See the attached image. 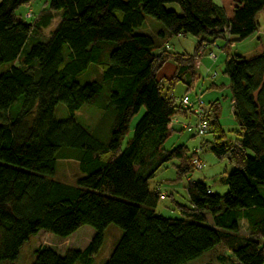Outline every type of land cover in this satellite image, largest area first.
Segmentation results:
<instances>
[{
	"label": "trees",
	"instance_id": "1",
	"mask_svg": "<svg viewBox=\"0 0 264 264\" xmlns=\"http://www.w3.org/2000/svg\"><path fill=\"white\" fill-rule=\"evenodd\" d=\"M30 1L0 0V264H11L42 229L65 238L84 225L95 230L84 249L60 254L43 246L32 264H91L110 224L123 234L104 264H264V243L239 230L245 221L252 234L264 236L263 49L251 57L227 53L224 62L239 139L223 140L211 112L214 103L205 112L212 139L203 142L232 166L220 178L226 192L190 180L188 203H177L179 215L169 216L156 213L164 196L149 187L156 172L174 160L179 179L191 172L196 153L187 157L184 145L164 148L171 118L193 112L157 80L156 71L172 60L177 66L170 80L190 86L184 74L194 75L203 47L253 35L264 0H234L231 17L214 0H46L28 22L16 10ZM172 3L178 10L167 7ZM57 16L49 36L23 53L30 35L49 28ZM145 16L161 23L156 35L138 31ZM180 35L197 38L192 53L163 48ZM89 63L101 66L110 89L107 108L114 116L105 139L71 118L54 117L58 103L73 116L101 91V82L77 77ZM19 99L20 109L11 114ZM59 159L78 162L82 175L75 183L54 178Z\"/></svg>",
	"mask_w": 264,
	"mask_h": 264
},
{
	"label": "rangeland",
	"instance_id": "2",
	"mask_svg": "<svg viewBox=\"0 0 264 264\" xmlns=\"http://www.w3.org/2000/svg\"><path fill=\"white\" fill-rule=\"evenodd\" d=\"M214 1L223 7L227 17L232 16L234 0ZM45 5L46 0H31L28 4L21 5L16 10V14L23 20L31 22L34 17L40 13ZM167 7L178 10V6L174 3L168 4ZM257 20L259 22V28L256 33L259 32V34L254 33L244 40L235 41L233 42V45H226V41L222 38L215 40V43L209 47L212 52L208 51L207 53L209 56L212 54L214 58L216 55L218 57L214 70L210 71L211 69L207 68L206 65L203 64L198 67L195 65L193 67V76L187 73L184 74V80H186V82L187 80L191 82L189 87L182 80H170L174 75L177 66L172 60L166 61L155 73L157 80H159L166 89L170 87V93H172L175 98H179L185 92H188L193 103L192 107L199 105L203 110L204 116L206 114V109L208 107L210 108V103L213 102L214 108L211 112L214 113L216 118L218 117L219 124L223 130V140L225 142L230 140L234 141L237 138L239 139L240 128L232 111L231 91L228 87V79L223 73L225 62L224 55L225 52H227L228 54L237 53L251 57L258 54L260 52V48H263L264 50V9L257 14ZM57 22L58 16L53 19L50 27L43 29L40 34L32 33L23 47V53L36 41L45 40L49 36L50 30L54 28ZM160 27V22L152 17L145 16L144 24L138 29V31L149 33L154 36ZM258 36H260V39ZM174 39L178 42L174 43ZM167 42L169 44L166 43L164 48L168 50H172L170 49L172 47L174 50L179 52L192 53L196 45L197 38L192 35H180L168 38ZM228 44H230V42ZM222 46H224V54H221L222 51L220 48H222ZM198 60L199 58L196 59L195 62ZM18 63L19 61L14 62L15 65H18ZM214 71L218 74L216 80L219 90L211 92L213 87L209 88V82L207 80L210 79L212 74L213 76L216 75ZM101 73V66L89 63L86 70L77 76L79 81L82 83L93 80L102 83L101 91L97 94L92 103L84 104L79 110L74 112L73 116L70 115L63 103H58L55 106L54 117L58 120L71 118L83 126L88 132L95 133L100 138L105 139L109 135V128L114 112L107 108L108 93L110 89L108 84L102 80ZM20 106L21 101L19 99L11 105V114L18 112ZM192 107H190V109L193 114L186 118L180 117L184 122L182 124L183 127L177 129L178 131L176 132H171L172 134H170L164 143V148L170 149L177 145H184L187 149V157H190L192 152H196L193 154V158L191 160L193 169L186 175H182L183 177L179 179L176 170L178 161L174 160L156 172L155 177L149 181V187L151 189H158L159 192H161V195L164 196L158 201L156 213L169 216L179 215L177 203H188L186 184L190 180H201L206 185L211 187L212 191L217 192L220 195L224 194L227 190V187L220 182V178L232 170V166L227 162L226 158H217L214 156L209 150L208 144L203 142L204 140H211L212 134L207 133L200 136L194 133L195 129H197V114ZM143 112L144 108H141L135 115L132 116L129 122L128 131L121 141V148L125 147L126 142L132 135L136 122L142 116ZM212 116L213 115L211 114L210 117ZM194 159L198 160L197 164L194 163ZM81 175L82 173L76 160L59 159L57 161L54 173L55 179L64 183L73 184ZM260 192L264 195V189L260 188ZM205 215L207 220L212 223L211 216L207 213ZM239 230L243 235L252 236L254 239L258 240L259 243H264V236L259 233L252 234L245 221H241L239 223ZM122 234L123 231L118 226L114 224L108 225L103 231V241L101 247L91 264H104ZM94 235L95 230L87 225L81 226L78 230L65 238L55 236L51 232L42 229L35 235L29 237V239L20 248L17 258L11 264H32L35 258V251L43 246L51 247L60 254L69 248L79 250L84 249L85 246L92 240ZM186 264L216 263L190 262Z\"/></svg>",
	"mask_w": 264,
	"mask_h": 264
},
{
	"label": "crops",
	"instance_id": "3",
	"mask_svg": "<svg viewBox=\"0 0 264 264\" xmlns=\"http://www.w3.org/2000/svg\"><path fill=\"white\" fill-rule=\"evenodd\" d=\"M258 31V30H257ZM256 33V32H255ZM256 34H259V32H257ZM259 37V39H260V36H258ZM230 39V38H229ZM225 40V39H224ZM178 41H176V39H174V43H177ZM234 42V41H233ZM233 42H230V44H228V45H233ZM168 43V42H167ZM215 43V42H214ZM214 43H211V44H208L206 47L204 46L203 47V49L201 50V57L199 58V60L198 61H196L195 63H194V66L195 65H197V67L199 66V65H206V67L207 68H209V69H211L210 71H212V70H214V66H215V63H216V61H217V59H218V57H217V55H216V57L215 58H211L207 53H208V51L209 52H212V50L209 48L211 45H213ZM226 43H227V41H226ZM225 43V44H226ZM169 44V43H168ZM224 44V45H225ZM170 46V45H169ZM171 47V46H170ZM223 47L224 46H222V48H220V50L222 51L221 52V54H224L223 53ZM164 48V47H163ZM170 49H172L174 52H179V51H177V50H174L172 47L170 48ZM263 48H260V50H262ZM171 50V51H172ZM214 53V52H213ZM226 55H227V52H225V55H224V59H226ZM214 73H216V75H214L213 76V74L211 75V77H210V79L209 80H207L208 82H209V88H212L211 89V92H214V91H217V90H219V88H218V84H217V80H216V77L218 76V74H217V72L216 71H214ZM189 87V86H188ZM228 87H229V85H228ZM187 91V90H186ZM184 95H188L189 97H190V95H189V93L188 92H185L184 94H183V96ZM181 97V96H180ZM191 99V98H190ZM213 103V102H212ZM231 103H232V98H231ZM211 104V103H210ZM217 119H218V117H217ZM174 122H172V123H170V129H171V131H174V132H176V131H178L177 129H179V128H182L183 126H182V124L184 123L183 121H182V119L180 118V117H174ZM185 122H186V120H185ZM172 124V125H171ZM172 134V133H171ZM210 189H211V187H210ZM212 190V189H211Z\"/></svg>",
	"mask_w": 264,
	"mask_h": 264
},
{
	"label": "built area",
	"instance_id": "4",
	"mask_svg": "<svg viewBox=\"0 0 264 264\" xmlns=\"http://www.w3.org/2000/svg\"><path fill=\"white\" fill-rule=\"evenodd\" d=\"M210 56L212 58H214V56L212 54H210ZM176 100H177V102H179L184 107H192L193 103H192V101L188 95H185V96L180 97V98H176ZM192 108L197 114V127H196L197 129H195L194 133L197 135L203 136L207 133V121L205 120L203 110L199 105L194 106ZM174 121H175L174 117H172L170 120V123H172ZM197 159L193 160L195 164H197V161H198ZM161 197H163V195H161Z\"/></svg>",
	"mask_w": 264,
	"mask_h": 264
}]
</instances>
